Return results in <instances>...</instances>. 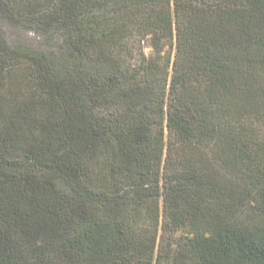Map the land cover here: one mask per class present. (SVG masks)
<instances>
[{
	"label": "trees",
	"instance_id": "1",
	"mask_svg": "<svg viewBox=\"0 0 264 264\" xmlns=\"http://www.w3.org/2000/svg\"><path fill=\"white\" fill-rule=\"evenodd\" d=\"M0 22V264H264V0Z\"/></svg>",
	"mask_w": 264,
	"mask_h": 264
},
{
	"label": "rangeland",
	"instance_id": "2",
	"mask_svg": "<svg viewBox=\"0 0 264 264\" xmlns=\"http://www.w3.org/2000/svg\"><path fill=\"white\" fill-rule=\"evenodd\" d=\"M0 30L4 34L5 38L12 45L40 47L42 44V41L37 35L22 29L11 28L1 22H0Z\"/></svg>",
	"mask_w": 264,
	"mask_h": 264
}]
</instances>
